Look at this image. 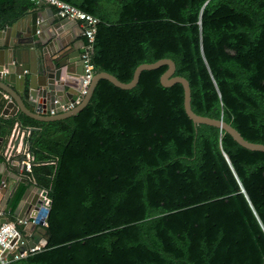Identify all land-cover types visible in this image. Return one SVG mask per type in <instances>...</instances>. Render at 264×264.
Here are the masks:
<instances>
[{
    "label": "trees",
    "instance_id": "trees-1",
    "mask_svg": "<svg viewBox=\"0 0 264 264\" xmlns=\"http://www.w3.org/2000/svg\"><path fill=\"white\" fill-rule=\"evenodd\" d=\"M98 18L93 73L127 83L169 58L194 113L264 144V0H62ZM0 0V27L35 11ZM162 66L99 80L76 115L26 138L51 207L41 250L8 264H264V152L190 120ZM8 138L13 128L3 130Z\"/></svg>",
    "mask_w": 264,
    "mask_h": 264
},
{
    "label": "water",
    "instance_id": "water-1",
    "mask_svg": "<svg viewBox=\"0 0 264 264\" xmlns=\"http://www.w3.org/2000/svg\"><path fill=\"white\" fill-rule=\"evenodd\" d=\"M37 3L46 4L44 1ZM50 10L52 11L51 7ZM81 30L78 22L59 16L57 20L38 22L36 11L20 17L0 29V122H5L3 124L4 131H8L10 127L6 122H13L11 137H9L10 146H13L16 154L12 159L17 164L11 166V170L17 184H24L17 197V206L14 211L18 219L28 220L30 216L37 214L47 196L46 190L30 183V180L22 174L21 162L25 160V156L21 150L16 152L20 144L18 133L23 129L31 133L38 128L25 127L21 116L49 122L76 115L89 103L97 83L102 79L109 81L119 89L129 90L138 84L143 71L166 66L167 70L161 75L160 83L163 87H171L177 83L182 85L184 111L195 126L204 124L215 127L229 134L241 147L251 151L264 152V144L244 139L235 128L222 119L194 113L190 104L189 82L184 77L175 75V63L169 58L140 64L135 69L132 79L127 83L107 72L96 73L81 101L70 110L63 111L62 105H66L68 102L73 103L75 97L79 95L78 88L81 76L84 74L81 46L84 45L85 40L79 35ZM50 110H54L55 114H49ZM1 141H3L2 137H0V144ZM8 160L2 164L4 168L10 162ZM0 174L2 175L0 179L4 180V173L0 172ZM6 194V198L11 196V190H7ZM6 206L7 204H1L0 208L6 210ZM22 207L25 208V211H32V214L29 216H25L24 213L19 214L18 211ZM50 207L51 200L49 199L48 210ZM5 221L6 218H0V224ZM45 222H48V215ZM23 230L32 234L33 238L26 239L25 236H21L18 239V243H22L18 247L20 253L40 244L45 245L49 238L46 226L41 223L28 222L23 226Z\"/></svg>",
    "mask_w": 264,
    "mask_h": 264
},
{
    "label": "built area",
    "instance_id": "built-area-1",
    "mask_svg": "<svg viewBox=\"0 0 264 264\" xmlns=\"http://www.w3.org/2000/svg\"><path fill=\"white\" fill-rule=\"evenodd\" d=\"M33 2L44 1L46 4L55 8L56 13L61 18H66L68 20H74L78 22L81 26V36L84 38L85 43L82 46V61L84 64V74L81 76V83L78 88L79 95L75 97L74 102H68L66 105H62L63 111H68L73 108L76 104H78L82 97L86 94L88 86L92 80L94 75L93 73V65L91 63L92 56V43L94 41L96 27L99 23L98 18L95 16L88 14L79 8L66 3L62 0H31ZM49 114L54 115L55 111L50 110ZM29 131L21 130L18 133V137L20 139V143L22 144L21 153L24 154L25 160L21 162V169L24 176H26L30 181V173L33 164V157L31 156L28 148V144L26 138L29 136ZM7 159H10L14 154L13 146H8L4 152ZM5 186V184H3ZM48 195L46 196L44 203L40 209V211L30 216L28 220L25 219H9L8 213L6 210H2L0 208V218H6V221L0 224V264H8L11 261L18 260L20 258H24L29 254H32L36 251L41 250L44 244L37 245L33 248H29L28 250L20 253L18 252V247L22 243H18V239L21 237V233L19 228L23 227L28 222L39 224L46 226L45 218L48 215Z\"/></svg>",
    "mask_w": 264,
    "mask_h": 264
},
{
    "label": "crops",
    "instance_id": "crops-1",
    "mask_svg": "<svg viewBox=\"0 0 264 264\" xmlns=\"http://www.w3.org/2000/svg\"><path fill=\"white\" fill-rule=\"evenodd\" d=\"M36 5H37V8L35 11L37 12L38 22H43L45 20H53V19L57 20L58 19V15H57L54 7H52L48 4L40 5V4L36 3ZM50 7L52 8V11L50 10ZM24 23H25V21H24ZM5 25H9V23L5 24ZM3 27H0V29H2ZM79 35H80V37H82L81 32H79ZM10 137H11V135H10ZM10 137L3 138V141H1V144H0V172L4 173L3 176L5 178L4 180L0 179V185H2L0 187V206H1V204H7L6 212L8 213V218L9 219H15V218H17V216L14 214L15 208L17 206L16 205L17 197H18L19 193L21 192L24 184L23 183L17 184V182L15 181V179L13 178V175H12L13 171L11 170V166H15L17 164L12 158L15 157L16 154L14 153L13 156H11V158L9 160L6 158V156L4 154L6 148L10 145ZM20 148H21V143L19 144L18 148L16 149V152H18L20 150ZM7 160L10 162H8L7 166L4 168L2 164L4 162H6ZM1 176L2 175L0 174V178H1ZM30 183L35 184L32 181H30ZM3 184H5V186H3ZM40 188H42L43 190H46L43 187H40ZM7 190H11L12 195L6 198V196H7L6 191ZM18 212H19V214L24 213L25 216L26 215L29 216V214H32V211L31 212H29L27 210L25 211V208L23 209V207L20 208ZM19 230H20L21 236H25L26 239H32L33 238L32 234H30L29 232H25L23 230V227H20ZM41 242H43V239H41Z\"/></svg>",
    "mask_w": 264,
    "mask_h": 264
}]
</instances>
